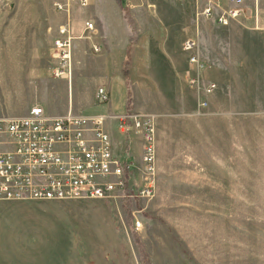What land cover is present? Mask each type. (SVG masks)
I'll list each match as a JSON object with an SVG mask.
<instances>
[{
    "label": "rangeland",
    "instance_id": "obj_1",
    "mask_svg": "<svg viewBox=\"0 0 264 264\" xmlns=\"http://www.w3.org/2000/svg\"><path fill=\"white\" fill-rule=\"evenodd\" d=\"M138 1L137 9L128 8L133 43L120 9L129 39L122 74L127 68L129 107L152 120L154 173L144 179L130 170L131 195L120 199L0 201V253L65 255V263L78 255L79 264H142L143 257L150 264H264V35L255 45L237 43L253 58L254 65L244 68H235V38L243 37L228 35L235 27H263L260 17L246 19L242 5L241 14L222 27L206 20L200 3L183 13L186 0ZM64 2L0 0L2 113L22 117L46 96L67 113L100 115H89L97 112L92 109L77 115L81 100L75 85L67 95V83L91 84V75L101 74L104 50L79 59L71 55L70 79L54 77L53 41L66 23L55 5ZM181 35L182 41L196 42L198 52L202 41L205 45L209 68L205 64L201 74L210 71L216 82L207 100L185 76L177 81L174 75L172 54H181L174 42ZM112 151L120 155L114 146ZM139 185H150L152 196L138 198Z\"/></svg>",
    "mask_w": 264,
    "mask_h": 264
},
{
    "label": "built area",
    "instance_id": "obj_2",
    "mask_svg": "<svg viewBox=\"0 0 264 264\" xmlns=\"http://www.w3.org/2000/svg\"><path fill=\"white\" fill-rule=\"evenodd\" d=\"M207 1L202 15L221 26H229L242 12L243 0ZM71 2L80 7L88 4L87 0H66L55 5L66 15V23L58 28L52 47L58 65L54 71L56 78L70 79L71 75V43L75 39L70 32ZM94 32V23L84 20L83 33L78 38L91 37ZM182 50L189 53L185 79L203 95H211L216 90L214 82L206 80L200 86L206 65L199 56L197 43L187 40ZM91 51L98 54L99 45H93ZM96 98L107 103L109 93L100 87ZM205 101L202 106L207 104ZM110 120L118 122L121 133L135 131L142 135L140 172L144 179L152 176L151 118L134 112L99 116H76L69 112L51 117L43 107L35 105L24 117L0 118V201L122 198L131 167L125 152L118 156L112 151L106 126ZM152 194L150 185H139L136 191L138 198H150ZM134 225L139 229L141 222L135 220Z\"/></svg>",
    "mask_w": 264,
    "mask_h": 264
},
{
    "label": "crops",
    "instance_id": "obj_3",
    "mask_svg": "<svg viewBox=\"0 0 264 264\" xmlns=\"http://www.w3.org/2000/svg\"><path fill=\"white\" fill-rule=\"evenodd\" d=\"M243 8L245 10V18L246 19H253V14L256 13L257 18L260 17V21L263 27H255V28H234L230 29L228 35H235L243 37L240 39L235 38V68L238 67H250L253 66V58L252 55L248 52L245 48V45H242L240 50L237 49V43L241 42H249L254 43L255 39L258 36L264 35V0H243ZM200 3L201 13L203 9L208 5L207 0H186L183 2V8L185 9L183 13H187L186 8L191 7L193 3ZM87 6L80 7L77 3L71 2V18L72 23L70 24V32L71 35L74 37H78L83 33V21L84 20H91L95 25V32L91 37H81L77 38L72 41V54L74 59H79L82 56L88 57L91 53V47L93 45H99L102 50H104V54L101 56V61L104 63L102 70L100 71L101 74L99 76L93 77L91 75V80L93 81L91 84H86L87 86L83 85L80 82L71 81L67 83V95L69 94L70 87L74 88L76 86L77 92L79 94L78 98L81 100L79 106L75 108L76 114H82L85 110H96V113L89 114V115H104V114H124L128 112H133L131 110V105L129 107L128 98H127V89L125 85V80L122 74V62L125 56L127 43L129 39L126 35L123 34L122 24L120 21L121 11L116 2V0H87ZM124 3L130 10L137 9L138 7V0H124ZM172 3L174 5H178L177 0H173ZM76 7V11H75ZM79 9V10H78ZM247 11V12H246ZM64 14V18H65ZM134 19V17H132ZM190 20L191 18H187ZM211 21L213 25L216 23L212 19H206ZM259 22V19H258ZM257 22V23H258ZM98 23V24H97ZM118 27L117 28V24ZM232 23V22H231ZM98 25V27H97ZM101 26V27H100ZM221 26V25H220ZM225 27V26H222ZM227 27V26H226ZM99 34V35H98ZM183 35L176 36L174 42V50L181 51L179 56L172 54V60L174 62V75L177 81L180 80L182 76H184V72L188 67V57L187 54L182 50V45L185 41H182ZM240 47V45H238ZM205 45L203 41L199 44L200 51L199 56L208 66L206 59L208 56L204 53L205 50L203 49ZM220 48L223 47V44L219 46ZM217 66H223V58L222 52L216 58ZM177 67H181L177 71ZM209 68V66H208ZM202 82L209 80L214 83V79H212L210 71L206 74L201 75ZM243 82L246 83L247 80L243 79ZM104 86L105 90L109 93V102L102 103L97 100L96 98V87L97 86ZM197 96L199 98L203 97L204 99H208L213 97V94L209 96H205L202 94L200 90L197 91ZM54 94V91L51 93ZM48 95V94H46ZM41 106L46 111L48 115L51 117L62 116L67 113V111H62L61 109L57 108L56 105H52L50 99L46 98V96H42L37 99L31 106ZM30 106V107H31ZM199 105H197L198 107ZM29 107V108H30ZM28 108V109H29ZM72 111V106L69 108ZM28 111V110H27ZM27 112L24 113L23 116L26 115ZM84 115V114H83ZM0 116H5L8 119L11 118H20L21 116H14L2 113L0 111ZM109 129L110 137L112 144L116 151H118L120 155H123L124 152L126 157L130 163L131 173L136 178H141L140 169H141V159H142V141L141 136L134 132L128 131L126 133H121L118 127V122L114 120H110L107 122ZM119 138V139H118ZM122 145L124 148H122ZM70 259L69 263H65V255H1L0 253V264H9L8 261L15 260L20 261L24 260L26 264L29 261H36L32 262L31 264H79L78 263V255H70L68 257ZM76 260V263L74 261ZM39 261V263H37Z\"/></svg>",
    "mask_w": 264,
    "mask_h": 264
},
{
    "label": "trees",
    "instance_id": "obj_4",
    "mask_svg": "<svg viewBox=\"0 0 264 264\" xmlns=\"http://www.w3.org/2000/svg\"><path fill=\"white\" fill-rule=\"evenodd\" d=\"M119 8L123 11V14H124V18L126 19L127 23L129 24V26L131 27V30L133 31V37L130 38V42L133 43L135 42V37H134V24H133V20L131 19V17L129 16L128 14V7L126 6V4L124 3V0H116ZM127 62H124V65H126ZM127 73H128V70L127 68H124V78L126 79L127 78ZM130 184H132V178H130L129 176L126 177V182H125V188H124V194L126 196L128 195H131V186ZM135 184V183H133ZM142 264H150L149 261L143 257V262Z\"/></svg>",
    "mask_w": 264,
    "mask_h": 264
}]
</instances>
